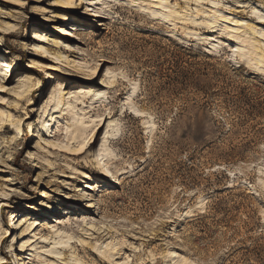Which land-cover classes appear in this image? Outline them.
Returning a JSON list of instances; mask_svg holds the SVG:
<instances>
[{"label": "rangeland", "instance_id": "374dc122", "mask_svg": "<svg viewBox=\"0 0 264 264\" xmlns=\"http://www.w3.org/2000/svg\"><path fill=\"white\" fill-rule=\"evenodd\" d=\"M253 62L264 0H0V264H264Z\"/></svg>", "mask_w": 264, "mask_h": 264}, {"label": "bare ground", "instance_id": "6f19581e", "mask_svg": "<svg viewBox=\"0 0 264 264\" xmlns=\"http://www.w3.org/2000/svg\"><path fill=\"white\" fill-rule=\"evenodd\" d=\"M83 1H88V0H83ZM68 4L71 6V2H68ZM82 5H84L85 7H86V12H90V13H92V14H89V17H91V16H96L97 15V12L94 10V8H90V7H92L91 5H90V2H83L82 3ZM95 5H98V2H96L95 3ZM214 15H217L216 16V18H219L220 17V14L218 13V12H216V13H214ZM170 17H172V15H166V14H160L159 16H158V19L157 20H159L160 22H165L166 20H168ZM71 22L73 23V24H78V21L76 20V19H74V18H72L71 19ZM237 23H239V22H237ZM210 28H212V29H214L215 28V23H211L210 24ZM213 32V31H212ZM46 37V35H44V33H41V34H37V39L38 38H40V39H42V38H45ZM40 42V41H39ZM243 43H245V42H243ZM34 48H37V50H39V52H42L43 54H49L48 53V50L47 49H45V48H43L42 46H40V45H38V44H35L34 45ZM237 53V52H236ZM248 54H250L251 56L252 55H254V53H248ZM240 55V54H239ZM248 64V67H249V69L250 70H254V69H260L261 68V70H264V64L263 63H261V62H253V63H247ZM3 65V68H5L6 70H5V73L6 72H9V69H10V66L7 64V63H3L2 64ZM93 73H94V71H93ZM89 90V89H88ZM63 91L61 90V89H58V90H56L53 94H52V96H51V102H50V106L51 107H53V106H56L57 104H60L61 105V103H62V101H64V95H63V93H62ZM70 108H71V110L70 111H67L66 113H65V115H67V116H70V115H72V110L73 109H75V107L74 106H69ZM42 113H44L43 114V120L40 122L41 123V126L43 127V125L46 123V121H47V119L46 118H49L48 120H49V122L50 121H52L53 123H54V125L57 123V120H59V119H61V114L63 113L62 111H61V113H58L59 114V116H57V117H55L56 116V114H52L51 115V113H50V110L49 111H44V109L41 111ZM135 114L139 117L140 116V114H138V113H136L135 112ZM135 114H133V115H135ZM41 116V115H40ZM97 118H99V119H101V117L99 116V117H97ZM45 119V120H44ZM82 119L83 118H79L78 120H77V122H75L74 124H72L69 128H66L65 129V131L67 132V134H68V140L69 141H79L78 142V146L75 148V150H74V152H77V154H76V156H84L85 155V157L88 155V149L87 150H83V148H84V146H86V144L88 145V144H92L93 142H94V140H93V135H94V133H95V131H96V129H97V125H95V126H92L91 127V129L88 131V130H86V129H79L78 127H77V124H78V121H82ZM58 124V123H57ZM99 124V123H98ZM32 126L33 125H31L30 126V131L33 133V131H32ZM41 127V128H42ZM72 130V131H71ZM90 132V134L88 135V136H86V137H84V138H82L83 136H84V134L86 133V132ZM80 140H81V142H80ZM82 140H85V142H83L82 143ZM87 141V142H86ZM105 145H106V142H105ZM102 146V150H100L99 152H97V154H96V156H95V163H101L102 162V160L103 159H100L101 157H102V153H106L107 152V148H106V146ZM70 147V146H69ZM83 150V151H82ZM106 166V165H105ZM104 166V164L102 165V168L103 167H105ZM105 172L106 173H110L109 172V170L107 169V170H105ZM25 217H26V219H28L29 217H28V215H24ZM189 216V214H188V212L187 213H184V218H186V217H188ZM16 218V217H15ZM15 218H13V220H15ZM21 218H23V217H20V219ZM183 218V219H184ZM20 219H18V220H16L15 222H13V224H12V229H11V231H13L14 229H17V230H20L22 227H20V224H19V221H20ZM183 219H181V220H183ZM21 226H23V225H21ZM33 228V225L32 226H29V227H27L26 228V231H27V233H22V234H29V233H32V232H34V230L35 229H32ZM29 230V231H28ZM24 232V231H23ZM18 238H20V236L18 237ZM18 241V240H17ZM17 244V246L19 247V252L20 253H23L24 252V249H25V247H26V243L25 242H22V241H20V242H18V243H16ZM17 251V250H16ZM14 252V254H13V256H14V258H12L11 259V262L13 261V262H15V264H24V263H20L19 261L20 260H18V253L17 252Z\"/></svg>", "mask_w": 264, "mask_h": 264}]
</instances>
